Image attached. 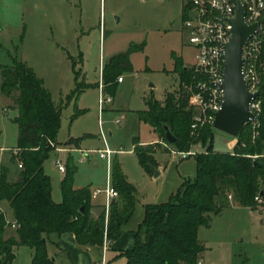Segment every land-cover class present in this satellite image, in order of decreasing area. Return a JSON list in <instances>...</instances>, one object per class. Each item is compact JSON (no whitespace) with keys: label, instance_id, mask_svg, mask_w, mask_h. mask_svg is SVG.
<instances>
[{"label":"rangeland","instance_id":"obj_1","mask_svg":"<svg viewBox=\"0 0 264 264\" xmlns=\"http://www.w3.org/2000/svg\"><path fill=\"white\" fill-rule=\"evenodd\" d=\"M184 4L185 0H0V82L2 68L23 56L55 95L59 88L70 92L75 81L66 58L67 50L75 55L77 45L85 49L82 71L97 79L102 58L125 53L133 45L141 46L129 53L131 70L123 71L124 81L117 85L112 97L114 101L104 104L107 110L100 119L99 91L92 86L80 97L77 107L84 110L72 124L70 119L76 110L75 102L62 108L57 140L62 142L69 135L93 134L99 139H85L87 146H101L102 128L108 146L123 149L116 155L117 163L133 180L136 195L148 202L155 201V193H159L166 179H172V166L169 163L162 175L154 177L139 163L137 155L127 150L131 149L134 137L143 139L152 134L148 124L138 120V113L148 108V101L163 103L168 92L177 98L184 89L178 62L183 60L182 66H187L194 56V48L188 43L182 24ZM77 35L81 38L77 39ZM76 59L79 61L80 57ZM76 76L82 81L80 70ZM14 93L12 90L9 96L13 97ZM11 97L2 95L0 89V147L10 148L17 144L16 110L3 111ZM121 114L125 117L117 123ZM253 133L252 144L258 131L255 136ZM227 138V134L214 129L213 150L227 151ZM162 139L151 144L152 154L155 147L174 155V146L166 145ZM70 144L74 151L52 150L43 164L51 180L55 202L61 199L60 180L64 176L54 165L55 159L65 165L68 157L73 158L76 167L74 186L104 189L107 184L106 160L98 158V150L87 151L85 160H81V155L75 151L77 145ZM191 149L194 153L187 157L204 151L199 143ZM177 157L173 159L178 160ZM225 193L233 200L232 190ZM224 199L227 201L226 195ZM234 203L238 204L237 201ZM13 230L14 227H10L7 231L12 233ZM198 239L203 245V264H264V224L256 212L249 215L247 210L237 213L224 209L222 215L212 213L209 225L199 227ZM15 252L12 264H31L30 247L18 246Z\"/></svg>","mask_w":264,"mask_h":264},{"label":"trees","instance_id":"obj_2","mask_svg":"<svg viewBox=\"0 0 264 264\" xmlns=\"http://www.w3.org/2000/svg\"><path fill=\"white\" fill-rule=\"evenodd\" d=\"M140 47L131 46L109 60L103 71L108 93H112L118 74L131 70L129 53ZM178 63L182 81H188L190 69ZM85 87L77 83L66 100L75 99ZM0 89L8 96L12 90L18 91L16 100L20 113L15 119L18 124L16 147L21 149L22 160L14 182L7 181L6 168L0 169V199L9 202L13 213V221H8L0 211V264H12L18 246L32 249L31 264H53L47 253V241L57 244L56 240H51V235L59 237L64 232H72L76 243L82 247H100L103 241L116 239L134 210L136 191L118 163H112L111 183L118 191L119 200L111 202L107 223L104 211L96 219L91 216L90 189L73 187L76 167L71 156L67 158L60 180L61 201L55 202L51 196V180L43 164L53 150L50 143L58 144L56 136L62 107L54 103L42 80L20 59L2 68ZM188 96L183 89L177 98L168 92L163 103L149 100L148 108L139 112L140 119L157 129L164 141V127H168L175 137L171 145L176 151H188L198 143L204 151L193 155L194 175L185 178L167 201L145 207L135 244L123 253L125 264H198V256L203 251L198 228L208 226L211 214L220 213L228 205L225 192L232 190L233 199L239 205L255 208L254 196L264 186V82L255 128L258 136L252 144L253 129L251 123H246L236 137L232 152L213 150L214 129L209 124L196 134H190L193 103L189 105ZM80 112L76 109L71 119ZM80 140L69 139L68 142ZM134 152L139 163L151 171L150 165H155L151 144L141 145L135 141ZM10 227L14 230L7 234Z\"/></svg>","mask_w":264,"mask_h":264},{"label":"crops","instance_id":"obj_3","mask_svg":"<svg viewBox=\"0 0 264 264\" xmlns=\"http://www.w3.org/2000/svg\"><path fill=\"white\" fill-rule=\"evenodd\" d=\"M100 34H101V36L102 35L104 36V32H103V34H102V32ZM79 38H81V36L77 35V39H79ZM77 46H78V49H77L75 55L71 54L68 50H67V52H65L67 54L66 58L70 62V69L74 73L75 86L77 83H82V84L86 85L87 87H85L75 99H72L70 101H67L66 97L69 94H71V92L74 90L75 87L72 88L70 90V92H66V91L63 92L59 88V90H57V94L55 95L53 93V91L50 88H48V86H46L44 78L38 76V74L35 72L34 68L27 64L26 59L23 60V56H22V59H20V60H22L27 66L31 67L33 69V71L35 72V74L42 80L43 86L50 92L52 100L54 101V103L56 105L63 108L65 105H67L71 101H74L76 109L83 111L84 108H82V107L78 108V107H79L80 97L83 95V93L85 92V90L87 88L92 87V86H96L98 88L99 94H100L101 88L104 89L105 92L108 91L106 89V87L104 86L103 71L105 69V66L107 65V63L109 62V60L113 56L106 58V59L102 58L100 60L99 72H98L97 79H95V77L93 79L92 76L87 75L86 72L82 71V66L84 65L85 58H86V50L79 48V45H77ZM77 56L80 57L79 61H77V59L75 60V57H77ZM193 60H194V56H193ZM182 61L183 60H181V62ZM183 63H184V61H183ZM191 64L184 66V69H186V68L189 69V66ZM78 70L81 71L82 81H79V78L76 76V72ZM120 75L123 78V71L118 74V76H120ZM123 81H124V78L120 82H118L117 78H116L113 81L112 93H108V92L107 93L113 97L115 90L117 88V85L119 83H122ZM14 94L15 95L13 97H11V96H8V95H5L4 93H2V95H4L5 97H11V102L8 104L7 107L3 108V111L5 113H7L10 108L16 110V115L14 116V122H16L15 119L19 116V113H20L19 108H18V104H17V100H16L17 95H18V91H15ZM98 99H99V96H98ZM188 103H189V105H190V103H192L190 96H188ZM62 108H61V111H62ZM106 108L107 107H103V109L99 108V119H100V115H103V111L107 110ZM122 115L124 118L125 115L124 114H122ZM78 116L76 118H74L73 120L70 119L71 120L70 124H72V122H74L78 118ZM61 118H62V113L60 116V127H61ZM138 120L141 123L148 124V123H146L140 119L139 113H138ZM148 126H149L150 131L152 132L151 136L147 137V138H143V139L139 138L138 136L134 137L132 140V143H131V149L127 150L128 152H134L135 141H138V144H141V145H148V144H153V143L162 139V136L160 135V133L157 129L152 127L150 124H148ZM60 127H59V130H60ZM59 130H58V132H59ZM100 133H101L100 134L101 140H99V141L101 142L100 143L101 146H99L98 144L95 146H91L92 144H90V146H87L88 144H86L87 142H85V139L92 138V137L96 138L97 140L99 139V137L97 138V136H95L93 134H84L83 136L69 135L67 137V139L62 141V142L58 141L57 136H56V141H57L58 145L70 146L71 145L70 143H72V145H77L78 150H75V151L81 155V152H79L80 149H83L84 152H87L90 150L105 149L106 147L110 148L107 144L106 135L102 132V128H100ZM108 135L111 136L112 132L109 131ZM227 136H228V138L226 139V144H227V151L226 152H232L235 144L237 143V138L231 137L229 135H227ZM76 138H81V140L78 141V143L68 142L69 139H76ZM162 141L166 145L167 144L171 145L167 142V140L164 141L162 139ZM17 145H18V124H17V144H16V146ZM16 146H14V147H16ZM10 148H13V147H10ZM10 148L0 147V149L3 152L2 154H0V169H1V167L6 168L7 180H11L12 182H14L18 179L20 168L17 166L15 159H13V157L11 156V153L9 150ZM110 149H113L116 151L111 154L109 159L100 158L98 156V158L101 160L105 159L106 164H107L106 178H105L107 184L105 185V187L108 185H112V183H111V166H112L113 162H115V161L117 162V160H116L117 156L116 155L118 153L123 152V149L120 146L118 147V149H114V148H110ZM72 151H74V150H72ZM153 156L155 159V165H153V166H155L156 169L159 171L158 176L162 175L164 168L167 165H169V163L172 166L171 168L173 169L172 179L171 180H169V178L166 179L163 186L159 190V193H155V198H153L155 201L150 200L152 202H148V200H145L146 198H139L138 195H136L137 189H136L135 185L133 184V180L130 179L129 176L120 167V169H121L122 173L124 174L126 180L128 182H130L135 187V190H136L135 191V207H134V210H133L131 216L129 217V219L124 224L121 234L116 239H114L112 241H103V243L100 247H82V246H79L76 243L75 236L72 232H64V233L60 234L59 237L51 235V240H56L57 244H54L53 241H47L46 245H47L48 255L50 257L51 256L54 257L53 264H125L126 257L123 255V253L127 250L132 249L134 244H135L136 231L138 229L139 224L141 223V221L144 218L145 207L149 204H156V203H162V202L167 201L169 199L170 195L175 193V191L181 185L183 180L185 178L192 177L195 173V170H196V161H195L193 156H188L186 158H179L175 155H170L166 151H160L159 149H156L155 147H154ZM81 157H82V155L80 156L79 159H81ZM176 157L178 158V160L173 159ZM83 160H85V159H83ZM87 160H89V159H87ZM65 166H66V164H65ZM62 173L64 174L65 172H62ZM150 173H152V171H150ZM152 175H153V173H152ZM158 176H154V177H158ZM73 187L75 189H77V188H81L83 186H74V184H73ZM96 188H94V189H96ZM94 189H90V192H92ZM225 195L227 198V204L228 205L220 211V215H222L224 209H231V210L237 211V213L238 212H244L245 210H247L249 215H251L252 212H256L258 214L259 219L261 220V223L264 224V222L262 221L261 213L259 212L258 209L238 205V204L234 203L235 200L234 199L232 200L231 195H229V194L227 195V193H225ZM51 196H52V194H51ZM117 200H119V194L117 197H115L112 200L107 199L105 193H103V192L99 193L95 197L91 196V198H90V204H91L90 214H91V216L94 219H96L98 217V215L102 211H104L105 223H107L109 211H110V207H111V202L117 201ZM60 201H61V199L59 201H56V202H60ZM0 211H2L5 214V217L8 221H13L12 209L10 208L9 202L7 200L0 199ZM198 230H199V228H198ZM7 234H10V231H8ZM197 236H198V232H197ZM199 242H200V240H199ZM17 248L18 247L15 248V251ZM15 255H16V252H15ZM202 258H203V251L200 252V254L198 256V264H203Z\"/></svg>","mask_w":264,"mask_h":264},{"label":"built area","instance_id":"obj_4","mask_svg":"<svg viewBox=\"0 0 264 264\" xmlns=\"http://www.w3.org/2000/svg\"><path fill=\"white\" fill-rule=\"evenodd\" d=\"M244 9V20L252 24L264 19V0H239ZM235 17V6L233 0H185L182 9V24L187 33L188 43L194 48V60L189 66L190 78L183 83V91L190 96L193 103L192 117L190 123L191 134L204 125L212 122L215 113L221 108L223 93L221 84L223 82L224 52L225 46L231 36L230 19ZM243 65L242 73L248 92L257 96L252 97L249 102V111L253 115L247 123H251L254 129L258 126L257 117L261 111L260 91L264 79V20L255 32L247 39L242 52ZM122 76L117 81H122ZM113 98L101 88L98 104L103 109L105 103H111ZM123 115L116 119L121 122ZM256 133H253L255 136ZM53 150L72 151L74 148L68 145L50 143ZM10 153L19 168L22 167L21 149L10 148ZM116 150L106 147L98 150L100 158L109 159ZM174 155L186 158L194 152L173 151ZM81 160L87 156L86 152L81 153ZM256 155H253V157ZM54 165L60 172H65V165L59 160H54ZM262 193L254 196L255 208L259 210L264 222V186ZM105 193L107 199H114L118 191L108 185L104 189L96 188L91 192L95 197L99 193Z\"/></svg>","mask_w":264,"mask_h":264},{"label":"water","instance_id":"obj_5","mask_svg":"<svg viewBox=\"0 0 264 264\" xmlns=\"http://www.w3.org/2000/svg\"><path fill=\"white\" fill-rule=\"evenodd\" d=\"M233 3L235 17L230 19L231 36L225 46L223 82L220 86L223 101L221 108L215 113L212 128L231 137H237L242 127L250 118H253L249 111V102L252 97L257 96V93L248 92L243 78V46L264 19L247 24L244 20L245 9L242 3L239 0H233ZM164 129L167 142L169 144L174 143V135L167 126ZM150 169L154 176L159 175V171L155 166L150 165ZM50 260L53 262L54 257L51 256Z\"/></svg>","mask_w":264,"mask_h":264}]
</instances>
